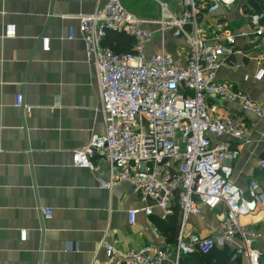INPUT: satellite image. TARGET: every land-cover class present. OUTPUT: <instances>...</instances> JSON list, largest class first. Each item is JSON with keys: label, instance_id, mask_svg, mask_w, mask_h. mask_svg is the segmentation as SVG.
Masks as SVG:
<instances>
[{"label": "crops", "instance_id": "0c3cea01", "mask_svg": "<svg viewBox=\"0 0 264 264\" xmlns=\"http://www.w3.org/2000/svg\"><path fill=\"white\" fill-rule=\"evenodd\" d=\"M120 1L130 13L150 22L145 27L152 31L146 55L162 50L185 62V41L171 31L161 32L156 24L166 12L179 14L181 0ZM225 1L197 21L205 41L213 33L235 36L234 53L215 72L216 80L264 105V50L248 22V15L264 11V0ZM104 2L0 0V264H89L93 259L117 264L118 257L109 258L102 243L121 254L154 244L171 251L161 264L173 263L175 238H170L169 229L160 231L158 209L143 214L144 203L126 182L102 188L109 177L104 159L94 157L93 169L72 165L71 151L87 145L92 134L104 132L95 71L76 30V18L92 14ZM195 2L204 9L210 0ZM8 24L14 25V36H4ZM70 26L72 39L67 38ZM118 37L109 32L102 44L114 50ZM42 39H48L47 50L42 49ZM16 95L21 97L20 107L14 106ZM207 105L212 115L239 118L244 124L243 139L223 136L214 141L237 150L230 181L243 191L244 199L250 200L251 181L259 186L262 198L240 224L254 230L252 247L264 255V177L258 168V161L264 160V117L221 99L208 100ZM200 208V216L190 215L185 221L184 237L208 236L221 228L223 205ZM47 210L48 218L42 215ZM132 210L136 213L130 224ZM20 230L26 233L23 241ZM218 253L221 262L213 260ZM206 255L194 252L180 257L179 263L247 264L228 246Z\"/></svg>", "mask_w": 264, "mask_h": 264}, {"label": "built area", "instance_id": "2783aa9c", "mask_svg": "<svg viewBox=\"0 0 264 264\" xmlns=\"http://www.w3.org/2000/svg\"><path fill=\"white\" fill-rule=\"evenodd\" d=\"M225 0H210L207 14L216 11ZM162 8H165L162 5ZM195 0H181V11L166 12L156 22L161 32L171 31L188 46L184 63L175 61L160 50L146 55L152 31L150 22L130 13L120 0H105L90 15L77 17V32L82 40L87 61L93 65L104 121L103 134H92L87 145L71 151L72 165L94 168L93 158L104 159L109 177L101 186L110 188L128 183L144 203L141 212L151 215L154 209L166 219L178 210L179 228L175 239L174 260L194 252L208 254L216 247L228 246L236 255L244 256L247 264H264V255L252 247L256 233L240 224V218L262 198L259 186L249 183V197L230 181L233 161L238 152L225 141L228 136L241 140L245 134L241 119L216 117L209 111L208 100L221 99L234 103L243 111L264 117V105L252 101L241 91H235L216 80V71L234 53L233 34L213 33L205 41L197 22ZM251 33L264 50V11L248 15ZM123 33L132 38L129 52H117L102 44L107 33ZM15 34L8 24L4 36ZM74 37V27H68L67 38ZM48 39H42L47 50ZM262 71L256 73L260 78ZM16 95L14 106H21ZM27 107L26 110H29ZM264 177V160L258 161ZM224 206L221 228L212 235L184 237L188 216H200L201 208ZM136 211L128 212V222ZM50 217L51 211H42ZM20 230V240H25ZM109 258L118 257L117 264H161L171 256L168 248L146 244L126 253H118L113 245L102 243ZM89 264H98L94 259Z\"/></svg>", "mask_w": 264, "mask_h": 264}, {"label": "trees", "instance_id": "16d2710c", "mask_svg": "<svg viewBox=\"0 0 264 264\" xmlns=\"http://www.w3.org/2000/svg\"><path fill=\"white\" fill-rule=\"evenodd\" d=\"M206 12L205 9H198L197 13V21L200 16V14ZM119 37L116 39V45L114 49L117 52H129L132 47L133 40L131 37L123 34V33H118ZM178 223H179V215H178V210L176 207H174L173 213L166 217V219L163 220H158V227L160 231H164L165 229H169L171 236L170 238H175L177 235L178 231ZM207 256V255H204ZM221 253H218L214 255L213 260L217 262H221Z\"/></svg>", "mask_w": 264, "mask_h": 264}, {"label": "rangeland", "instance_id": "374dc122", "mask_svg": "<svg viewBox=\"0 0 264 264\" xmlns=\"http://www.w3.org/2000/svg\"><path fill=\"white\" fill-rule=\"evenodd\" d=\"M151 2H154L153 0H150ZM242 223V222H241Z\"/></svg>", "mask_w": 264, "mask_h": 264}]
</instances>
